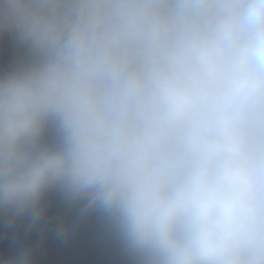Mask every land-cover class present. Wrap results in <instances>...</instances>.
Listing matches in <instances>:
<instances>
[{
	"label": "clouds",
	"instance_id": "9594fccd",
	"mask_svg": "<svg viewBox=\"0 0 264 264\" xmlns=\"http://www.w3.org/2000/svg\"><path fill=\"white\" fill-rule=\"evenodd\" d=\"M5 34L8 228L55 196L131 264H264V0H0Z\"/></svg>",
	"mask_w": 264,
	"mask_h": 264
},
{
	"label": "crops",
	"instance_id": "0c3cea01",
	"mask_svg": "<svg viewBox=\"0 0 264 264\" xmlns=\"http://www.w3.org/2000/svg\"><path fill=\"white\" fill-rule=\"evenodd\" d=\"M24 56L23 48L11 34L0 36V74ZM47 200V214L43 222L30 231L27 224L8 228L4 216L0 214V264L21 246L33 250L35 264H100L93 225L86 219L75 223L72 214L55 196H49ZM66 220L73 223L72 231L67 236L58 237L56 228ZM107 233L115 237L108 227ZM112 264H131L121 246Z\"/></svg>",
	"mask_w": 264,
	"mask_h": 264
},
{
	"label": "trees",
	"instance_id": "16d2710c",
	"mask_svg": "<svg viewBox=\"0 0 264 264\" xmlns=\"http://www.w3.org/2000/svg\"><path fill=\"white\" fill-rule=\"evenodd\" d=\"M86 220L94 227V244L100 256V264H112L120 247L117 238L108 235L106 224L100 216L92 215Z\"/></svg>",
	"mask_w": 264,
	"mask_h": 264
},
{
	"label": "rangeland",
	"instance_id": "374dc122",
	"mask_svg": "<svg viewBox=\"0 0 264 264\" xmlns=\"http://www.w3.org/2000/svg\"><path fill=\"white\" fill-rule=\"evenodd\" d=\"M9 51H11V50H9Z\"/></svg>",
	"mask_w": 264,
	"mask_h": 264
}]
</instances>
